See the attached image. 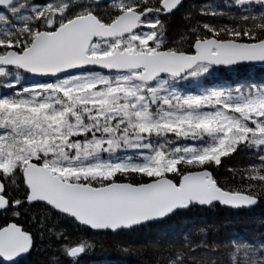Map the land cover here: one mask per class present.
I'll list each match as a JSON object with an SVG mask.
<instances>
[{
	"label": "snow or ice",
	"instance_id": "obj_1",
	"mask_svg": "<svg viewBox=\"0 0 264 264\" xmlns=\"http://www.w3.org/2000/svg\"><path fill=\"white\" fill-rule=\"evenodd\" d=\"M261 202L264 0H0V264L145 229L156 264H264L170 223Z\"/></svg>",
	"mask_w": 264,
	"mask_h": 264
},
{
	"label": "trees",
	"instance_id": "obj_2",
	"mask_svg": "<svg viewBox=\"0 0 264 264\" xmlns=\"http://www.w3.org/2000/svg\"><path fill=\"white\" fill-rule=\"evenodd\" d=\"M201 0H186V3H200ZM221 2L222 0H218ZM261 75L257 68L255 73L248 72L246 75ZM235 79V77L233 78ZM177 232H188L194 240L199 236L194 229L201 224H213L216 227L215 238L223 239L226 236H237L246 240L264 238V202L258 203L250 210L230 211L223 208L215 210L196 211L185 216L177 217L170 222ZM156 238L155 229H145L132 234L112 235L101 232L95 237L100 242L95 251L86 258V264H156L159 252L151 248H140L139 245ZM214 234L208 233V239L212 240ZM163 242V241H161ZM116 245L130 247L128 253L120 251ZM39 262L41 256L32 258Z\"/></svg>",
	"mask_w": 264,
	"mask_h": 264
},
{
	"label": "water",
	"instance_id": "obj_3",
	"mask_svg": "<svg viewBox=\"0 0 264 264\" xmlns=\"http://www.w3.org/2000/svg\"><path fill=\"white\" fill-rule=\"evenodd\" d=\"M257 68H259V66H257ZM255 206H256V205H255ZM255 206H254V207H255Z\"/></svg>",
	"mask_w": 264,
	"mask_h": 264
},
{
	"label": "rangeland",
	"instance_id": "obj_4",
	"mask_svg": "<svg viewBox=\"0 0 264 264\" xmlns=\"http://www.w3.org/2000/svg\"><path fill=\"white\" fill-rule=\"evenodd\" d=\"M218 1V0H217Z\"/></svg>",
	"mask_w": 264,
	"mask_h": 264
}]
</instances>
